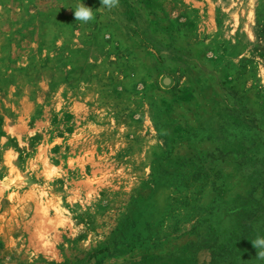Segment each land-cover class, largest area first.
<instances>
[{"label": "rangeland", "instance_id": "obj_1", "mask_svg": "<svg viewBox=\"0 0 264 264\" xmlns=\"http://www.w3.org/2000/svg\"><path fill=\"white\" fill-rule=\"evenodd\" d=\"M0 0V264H264V0Z\"/></svg>", "mask_w": 264, "mask_h": 264}, {"label": "clouds", "instance_id": "obj_2", "mask_svg": "<svg viewBox=\"0 0 264 264\" xmlns=\"http://www.w3.org/2000/svg\"><path fill=\"white\" fill-rule=\"evenodd\" d=\"M120 0H101V6L97 9L100 12H111L114 9H119ZM74 17L76 21L89 23L95 20L94 11L86 7L80 0L75 6ZM253 247L257 249V259L264 260V237L257 236L252 241Z\"/></svg>", "mask_w": 264, "mask_h": 264}]
</instances>
